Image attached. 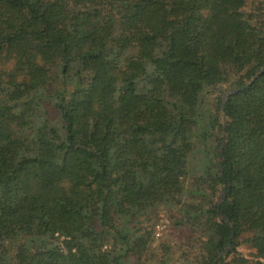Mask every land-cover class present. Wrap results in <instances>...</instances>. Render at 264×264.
Returning a JSON list of instances; mask_svg holds the SVG:
<instances>
[{"label": "trees", "instance_id": "16d2710c", "mask_svg": "<svg viewBox=\"0 0 264 264\" xmlns=\"http://www.w3.org/2000/svg\"><path fill=\"white\" fill-rule=\"evenodd\" d=\"M0 62V264H162L126 216L163 205L184 260L264 264V68L222 96L264 65V0H0Z\"/></svg>", "mask_w": 264, "mask_h": 264}, {"label": "rangeland", "instance_id": "374dc122", "mask_svg": "<svg viewBox=\"0 0 264 264\" xmlns=\"http://www.w3.org/2000/svg\"><path fill=\"white\" fill-rule=\"evenodd\" d=\"M252 8L251 2H247L244 7V10L247 11ZM1 63V62H0ZM12 62H8L5 65L6 69L11 67ZM2 65V64H0ZM239 75L234 70H228L229 81L226 85H223L225 91L222 96L231 89H233V85L239 79ZM62 87L61 77L59 73V65L58 62H55L51 66V79L46 84L45 88L42 89L43 99L41 101V109L46 110L51 116L56 117L57 121H59L57 110L53 106L51 102V96L56 93V90H59ZM211 97H214V94H210ZM175 110V108H171ZM222 119L225 120V117L222 115ZM222 187L218 189L215 195V201L222 199ZM207 193L208 191L205 188H202L200 191ZM200 201L199 198L188 200L190 204H197ZM190 209L187 206H180L178 208L170 210L169 208L160 206L159 208H153L150 210H146L140 214H131L127 215L126 218L130 220V232L138 235L143 233L144 227L151 228V239H152V248L154 253L157 256L165 257L164 262L162 264H193L194 258H196L197 250L194 249L190 254L188 260H184L182 257L183 250H187L189 248V243L194 237V232L186 225L185 220L188 216H190ZM137 224V225H136ZM134 225V227H133ZM28 245L34 244L37 241H42L47 243L50 246H58L56 241H54L50 234L46 235H35L34 237L28 238ZM164 242V244L170 246V250L168 254L163 252V249L160 247V243ZM107 245H104L106 247ZM118 251V250H117ZM124 250L121 249L118 252L121 253ZM189 251V250H187ZM196 251V252H195ZM236 255L243 256L248 259L247 263H239L237 261H233V255L228 257V260H232V264H255V256L256 251L254 247L252 248L248 244H239L236 248ZM225 257V256H224ZM223 257V258H224ZM222 258V259H223ZM124 260L128 261L129 258H125ZM134 261V259H132ZM149 264H158L155 261L149 262Z\"/></svg>", "mask_w": 264, "mask_h": 264}, {"label": "water", "instance_id": "95a60500", "mask_svg": "<svg viewBox=\"0 0 264 264\" xmlns=\"http://www.w3.org/2000/svg\"><path fill=\"white\" fill-rule=\"evenodd\" d=\"M264 68V65H262L260 67V69L256 72L255 75H253V77L249 80L248 83H246L243 87L241 88H233L231 90H229L225 95H224V99L227 100L229 98V96L231 94H234V93H237L238 91H240L241 89H244L245 87H247L251 82L252 80L261 72V70ZM224 116V115H223ZM225 117V116H224ZM224 123H225V120H224ZM222 197H224V193L222 194ZM230 248V244H228V246L226 247L225 251H227L228 249ZM223 251L220 255H218L213 261H211L209 264H216L218 261H220L225 255H226V252Z\"/></svg>", "mask_w": 264, "mask_h": 264}]
</instances>
